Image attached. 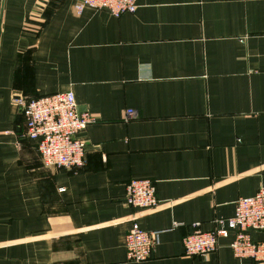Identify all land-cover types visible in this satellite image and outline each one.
Returning a JSON list of instances; mask_svg holds the SVG:
<instances>
[{
	"label": "crops",
	"instance_id": "crops-1",
	"mask_svg": "<svg viewBox=\"0 0 264 264\" xmlns=\"http://www.w3.org/2000/svg\"><path fill=\"white\" fill-rule=\"evenodd\" d=\"M136 3L115 18L0 0V264H136L134 222L159 233L137 264H256L233 257L231 232L201 257L182 239L264 188V0ZM65 92L94 119L79 171L42 167L14 102ZM132 179L153 183L155 207L127 205Z\"/></svg>",
	"mask_w": 264,
	"mask_h": 264
},
{
	"label": "built area",
	"instance_id": "built-area-1",
	"mask_svg": "<svg viewBox=\"0 0 264 264\" xmlns=\"http://www.w3.org/2000/svg\"><path fill=\"white\" fill-rule=\"evenodd\" d=\"M136 0H74L73 9L80 15L85 9L106 11L112 17L134 14ZM14 102L25 121V137L37 143V152L43 168L81 170L85 166L87 147L79 138L94 119L79 113L72 92L58 93L28 100L16 97ZM136 118L131 109L125 111L127 122ZM125 201L135 209H149L158 204L155 187L148 179H132L126 185ZM233 238L229 244L232 255L238 260H251L264 264V240L254 241L250 233H264V188L253 196L240 198L235 203L232 217L216 219L212 231H202L194 225L183 237L182 246L187 257L206 256L217 249V241ZM158 232H146L134 222L124 238L126 257L129 262L141 263L150 258L157 243Z\"/></svg>",
	"mask_w": 264,
	"mask_h": 264
},
{
	"label": "trees",
	"instance_id": "trees-1",
	"mask_svg": "<svg viewBox=\"0 0 264 264\" xmlns=\"http://www.w3.org/2000/svg\"><path fill=\"white\" fill-rule=\"evenodd\" d=\"M79 171V170H78Z\"/></svg>",
	"mask_w": 264,
	"mask_h": 264
},
{
	"label": "water",
	"instance_id": "water-1",
	"mask_svg": "<svg viewBox=\"0 0 264 264\" xmlns=\"http://www.w3.org/2000/svg\"><path fill=\"white\" fill-rule=\"evenodd\" d=\"M79 112V111H78Z\"/></svg>",
	"mask_w": 264,
	"mask_h": 264
}]
</instances>
